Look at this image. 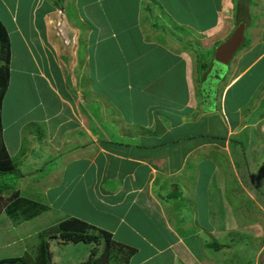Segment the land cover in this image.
Listing matches in <instances>:
<instances>
[{
	"label": "crops",
	"instance_id": "1",
	"mask_svg": "<svg viewBox=\"0 0 264 264\" xmlns=\"http://www.w3.org/2000/svg\"><path fill=\"white\" fill-rule=\"evenodd\" d=\"M17 1H20L21 9L25 3L30 2L29 9L26 10L29 14L35 13L36 8L40 9V12L44 9L39 17L35 34L36 36L42 34L40 39L45 40L46 43L49 37L53 38V34L56 33H53L51 27L56 30L61 28L64 32L69 29L82 30L85 26L91 27L88 41L91 45L90 54L96 53L92 72L94 79L89 82L83 81L81 86L76 85L82 94L76 112L81 115L83 122H79L77 117L73 116L71 107L72 113L66 105L68 102L77 101L76 97L67 96L63 100L58 98L65 113L56 126L66 127V129L61 128L62 134L70 131L65 137L71 138V142L76 143L75 137H81L82 143L73 146L71 148L73 151L62 154L64 150L61 149L67 148L65 144L52 143L51 137L48 135L45 137L48 129L40 127L45 137L42 144L47 145L49 149L52 148V154H55L57 159L62 158L66 164L75 161L79 166L76 175L64 181L60 180L61 193L66 199L69 197L76 199L78 193L83 196V200L90 197L91 200L86 201L87 207L94 211L90 213L95 214V210L100 206L101 215L107 216L108 220L113 218L114 225L109 224V227H105L83 217L70 218L108 232L113 239L118 230L138 234V230L125 221L124 214L129 215V210L146 215L148 221L153 220L152 215H157L163 226L166 223V225L170 224L168 228L170 226L176 228L171 222V212L167 209L170 206L168 202L170 199H167L166 205L164 198L167 194V198L176 200L180 195L181 186L184 189L192 179L188 176L197 174L196 169L201 170L202 165L206 167L201 177L206 178L209 172L213 171L214 159L218 164L214 165L217 175L213 187L217 185L215 189L218 192L217 196L222 199L219 200L221 209L224 204L229 208L234 205L233 201L226 200V189H230V185H232L231 189L236 188L238 191L239 186H246V182L242 180V184L237 179L230 184L227 181L230 175L237 177L239 171L245 170L248 174L256 173L258 179L262 178L259 173L264 170V38H256L253 35L264 37V26L256 30L253 28H256L254 24L259 20L255 13L264 10V0L259 2L250 0L251 5L248 2L243 7H239L236 0H112L117 6L116 13H120L114 28L117 31L115 30L114 33L110 32L108 23L100 24L95 13L84 16L82 24L80 23L82 20L76 23L78 20L65 18L64 4L61 8L57 4L60 0H53L48 5L39 0L10 2L0 0L1 11H11L15 14ZM95 1L100 9L102 1ZM128 1H131L129 12L125 8V5L129 4ZM61 2L63 3L64 0ZM68 6L69 9L73 8L72 4ZM22 11L23 9L21 13ZM126 12L132 19L130 22L133 24L132 28L124 26ZM58 13L62 15L61 25L58 28L48 25L50 23L48 18L51 15L56 17ZM18 17L15 20L11 17V27L12 30L18 31L20 40L25 41V36L19 30ZM36 22L31 20V24ZM0 23L6 29L11 42L4 21L0 20ZM240 25L244 26L241 47L245 42L246 34L251 39L250 44L242 50L240 47L239 53H236L237 60L232 68L234 76L224 85L221 84L222 80L209 88L208 77L213 74L210 69L212 52L219 44L229 39ZM132 29L133 31H130ZM80 42L81 40L78 39L76 42L78 46ZM53 51L57 56V51L55 49ZM197 51L201 54L202 66L207 67V63H210L208 70L204 68L199 72ZM57 58L59 60L58 56ZM78 60L79 47L74 62L77 68L80 65H77ZM41 66L42 76L46 74L47 67L44 62ZM69 73L77 74L76 78L83 76L80 69L70 70L66 75L70 76ZM46 76V81L51 86L52 82L48 79L50 73L48 72ZM160 88H164V92L168 93L167 98L171 99L169 102L172 107L169 109H159L157 99L159 100L158 97L161 95ZM146 94L154 95L157 103L149 104ZM89 95L91 104L84 98ZM133 98L138 101H133ZM124 100H128L129 103ZM247 102L248 106L245 107ZM122 107L126 109L127 118L119 111ZM174 107L176 109H173ZM95 108L98 110L96 111ZM246 110L248 113H244ZM254 112L256 117L252 116ZM44 119L42 122L46 124L42 126L46 127L48 119ZM121 121L124 122L121 125L124 127L115 128L116 122ZM34 124L36 123L31 125ZM80 124L81 128L77 126ZM160 124H165L170 129H159ZM73 126L77 127L75 131H72ZM138 126H142V133L137 135L129 133L130 129ZM240 126H244L245 129L239 130ZM111 127L122 134H115L111 131ZM254 131L257 132L256 136L252 135ZM253 137V149L250 147L244 150ZM238 139L239 142L236 143ZM34 141L36 144L35 138ZM255 146H258V149H254ZM76 151L79 153H75ZM213 153L223 154L225 159L222 161L216 157L212 158ZM65 158L69 161H65ZM189 171L187 176L186 173ZM213 179L214 177L210 182ZM256 179L253 180L254 192H251L250 187L243 191L258 195L256 201L260 203L262 192L256 186ZM163 182L171 183V186L168 185L170 188L162 187ZM110 183L111 188H107ZM54 184L53 181L52 185ZM259 185L262 186V183ZM165 188L168 192L164 196ZM170 192L175 193V197ZM228 193L231 196L238 195ZM59 195L52 196L49 200L43 198L41 202L52 204ZM120 212L123 214H119ZM133 220L136 223L140 222L139 216L134 217ZM197 227L203 231L207 229L206 224L200 223ZM167 232L171 234L170 231ZM199 233L195 232V235L198 237ZM182 238L184 240L185 237ZM187 242L193 244L192 241L187 240ZM177 243L181 248L184 246L182 240ZM123 245L128 246L126 243ZM148 246L150 247L151 244L148 243ZM212 246L210 243L206 245L207 248ZM202 249L204 251L203 247ZM134 250L137 253V250ZM152 255H155L154 250Z\"/></svg>",
	"mask_w": 264,
	"mask_h": 264
},
{
	"label": "rangeland",
	"instance_id": "2",
	"mask_svg": "<svg viewBox=\"0 0 264 264\" xmlns=\"http://www.w3.org/2000/svg\"><path fill=\"white\" fill-rule=\"evenodd\" d=\"M10 1L11 0H8V2ZM39 1H42L44 4L47 3L48 5L53 0ZM61 1L62 0L57 2V4L60 8L61 5L64 4L66 8L65 18L69 17L75 19V21L78 20L76 23L82 20L80 22L82 24L84 22V16L95 13L100 24L108 23L110 25L109 28H111L110 32H115L116 29L114 28L116 27L120 13H116L117 6L112 0H110L111 2L101 0L102 7L100 9V6L96 5L97 1L95 0H64L63 3ZM255 1L259 2L261 0ZM130 2L131 1H128L129 4L125 5L126 11L128 12L130 9ZM235 2L239 7H243L246 3L250 2V0H236ZM69 4H72V9H69ZM249 5H251V2ZM29 6L30 2L27 4L25 3L21 13V3L17 1L15 14L11 11L2 12L0 9V20L4 21L5 27H7L10 33L12 50L10 82L4 97L1 114L4 128L3 136L9 155L12 157L15 164H17V168L22 174L21 178L18 179L14 178V176L6 177L3 183L11 185L10 187L13 188V191L18 192L20 197L29 199L38 204H43L41 202L43 198L49 200L52 196L60 195L52 204L44 203L43 206H45L46 210L42 212L40 216L30 221L13 222V220L7 218L4 214L0 216V261L17 259L24 253L34 256L39 242L38 234L56 226L66 218L83 217L105 227H109V224L114 225L113 218L108 220L109 218L107 216L101 215L100 206H98V210L94 209L96 212L95 214L90 213L94 212L87 207L86 201L89 199L91 200L90 197L83 200V196H80V193H78L76 199L71 197L65 198L64 194H62L59 189L60 180L64 181L66 178L76 175L79 166L75 161L67 162L68 164H66L62 158L61 160H59L60 158L57 159V156L52 154V148L49 149L47 145L42 144V141L48 135L51 137L52 143H59L60 145L62 143L65 144L64 146L67 148L61 149L64 150L62 153L64 154L65 152L73 151V149H71L73 146L82 143L81 137H75L77 140L76 143L71 142V138L65 137L67 135L66 133H70V131L62 134L61 128L63 127L58 128V126H56L63 119L65 113L63 106L58 102V98L63 100L67 98V96L76 97L75 100L77 101L68 102L69 104L67 103L66 105L69 110L71 107L74 113L73 116H76L77 120L82 123L81 115L76 112L78 109L77 103L81 102L79 98L82 94L76 85L81 86L83 81L89 82L94 79L92 72L96 53L90 54L91 45L88 41L91 27L87 26V28L85 26L82 30L69 29L67 32L62 31L61 28L56 30L51 27L53 33H56H52L53 38L49 37V43H46L45 40L40 39L42 34L39 36L35 34V31L37 32L36 26H38L39 17L44 9L40 12V9L36 8L35 13L29 14L26 11L29 9ZM255 15L258 16L259 20L254 24L256 28L254 29L252 27L253 30L264 26V10L255 13ZM11 17L14 20L18 17L20 25L19 30H21L25 38L21 33L20 35L25 41L20 40L17 30H12ZM48 19L50 20L48 25L58 28V26L61 25L62 15L58 13L56 17L51 15ZM251 19L254 21L253 17H251ZM31 20L37 22L31 24ZM131 21V17L126 12L124 26L132 28L133 24L130 23ZM130 31H133V29ZM38 32L41 33L40 30H38ZM253 36H256V38H264L257 35ZM244 37L245 42L240 50L250 44L251 39L247 34ZM78 39L81 40L79 46L76 43ZM39 40H41V42H38ZM78 47L79 60L77 65H80L77 68L74 62ZM52 48L57 51L59 60ZM97 54L99 55L100 53ZM237 54L234 56L235 59L233 58V60L229 62L228 71L224 74H221L219 71L223 68L219 66L216 67L212 58L211 68L213 74H210L207 81V85L210 84L208 86L209 88L214 87L222 80L221 84L224 85L234 76L232 68L235 66ZM83 57L85 59H83ZM43 62L47 67L45 71L46 74L48 75V72L50 73L51 77L48 79L52 82L51 86L53 85L54 87L48 85V81L43 79L47 77L46 74L40 75L41 64ZM198 62L200 65L203 64L202 60ZM207 67L210 68L209 62L207 63ZM207 67L205 66V69H207ZM79 69L82 70L83 76L80 75V77L76 78L77 74L72 75L69 73L70 76L66 75V72L70 70L79 71ZM220 76L222 77L220 78ZM163 89L160 88L161 95L158 97L159 100L157 99V101L158 105H160L159 109L165 110L171 108L172 104L169 102L171 99L167 98L168 93L164 92L165 89ZM145 96L149 104L156 102L154 95L151 96L146 94ZM84 98L91 104V101L88 99L90 95ZM132 100L138 101V99L136 100L135 98ZM125 101L126 100H124V102ZM126 102L129 103L128 100ZM247 106L248 102L245 107ZM173 109L176 108L174 107ZM95 110L97 111L98 109L95 108ZM119 111L124 117H128L125 107H122V110ZM244 113H248V110ZM252 116L256 117V112H254ZM44 118L48 119L46 127L42 126L46 124L42 122ZM161 121H163V119ZM32 123L36 124L31 125ZM122 123L124 122H116L115 128L122 129L124 127L121 126ZM40 126L48 129L46 131L47 134L35 144L34 136H39V133H42ZM77 126L80 127L81 124ZM85 126L88 128L87 124H85ZM56 128L58 129L55 130ZM64 128L66 129L65 126ZM72 128V131H75L77 127L73 126ZM115 128L111 127V131L117 135H121L122 133L117 132ZM134 128L130 129L129 133H135L136 135L142 133L141 126ZM241 128L245 129L244 126H240L239 130ZM159 129L164 130L170 128L165 124H160ZM256 134V131H254V134L252 133L254 136H256ZM67 141H69V143H67ZM237 142H239V139L236 140V143ZM66 143L69 146H67ZM253 144L254 137L250 140L249 146H246L244 150L250 147L252 148ZM52 147L55 148L54 146ZM174 149L175 148H173V150ZM180 149L184 148L180 147ZM254 149H258V146H255ZM75 153L79 152L76 151ZM215 157L222 161L225 159L223 154L219 155L218 153H213L212 158ZM65 161H69V159L65 158ZM251 162H253L252 159ZM213 163V171L209 172L206 178L201 177V173L206 167L203 165L200 167L201 170L199 168L196 169L197 174H190L188 176L191 170L187 172L186 175L192 179L188 182L189 184L185 185L187 187L184 189L181 186L180 195L176 200L174 198H167V188L163 190V195L165 196L166 194L164 198L165 203L167 199H170V201H168L170 206L167 209L171 212V222L176 225V228L172 226L168 228L167 226L170 224L166 225V223L165 226H163V222L157 215H152L151 218L153 220L148 221L146 215L143 216L138 212L134 213L132 210H129V215L127 213L124 214L125 221L133 225L138 230V234L136 235L130 232L125 233L118 230L114 239L117 242L126 243L129 247L137 250V253L130 259V264H264V192L261 194V202L258 203V201H256V196L258 195L253 193L247 194L243 191V189L247 190L248 187H250V189L253 187L254 178H257V184L262 183L260 189L264 191V170L259 173L262 176L260 179H258L256 173L251 172V174H248L245 170L239 171V173L236 174L237 177L233 175H230V177L227 176L229 177L227 181L230 184L237 179L242 184L243 181L244 183L246 182V186H239L240 189L238 191L236 188L231 189L232 185H230V189H226V200L227 202H229V200L233 201L234 205H231L229 208L227 204H224L221 209V201L219 200L222 199L217 196L218 192L215 189L217 185L213 187L215 176L217 175L214 170V165L218 164L215 163V159ZM252 165L251 163L250 166L252 167ZM40 169L42 172H37ZM56 170H58V172H56ZM212 177H214V179L210 182ZM1 181L0 184H2ZM53 181L55 183L54 185H52ZM51 185L52 187L49 188ZM168 185L171 186V183H162V187H167ZM111 186L110 183L107 185V188H111ZM169 186L168 188H170ZM251 190V192H254L255 188ZM78 192H80L79 189ZM228 192L238 195L231 196ZM170 193L175 197V193ZM192 194L193 196L191 197ZM5 195L7 199H9L12 192L8 191ZM39 208L40 207H38V209ZM119 214H123V212ZM137 216H139L140 220L138 223L133 220V218ZM197 222L202 225L206 224L207 229L203 231L201 228L197 227L199 226ZM167 230L170 231L171 234H169ZM201 231L203 232L199 233ZM195 232L199 233L198 237L195 235ZM182 237H185L184 240L186 241H184ZM181 240L184 245L182 248L181 245L177 243ZM187 240L192 241L193 244L190 245ZM148 243L151 244L150 247ZM209 243L210 245L216 243L220 245L221 249L216 250L213 247L207 248L206 245ZM201 244L204 246H201ZM91 248L92 247L83 244L75 245L69 243L64 245L58 238L51 239L49 240L50 263L82 264L89 256ZM153 250L155 251V255H152Z\"/></svg>",
	"mask_w": 264,
	"mask_h": 264
},
{
	"label": "trees",
	"instance_id": "3",
	"mask_svg": "<svg viewBox=\"0 0 264 264\" xmlns=\"http://www.w3.org/2000/svg\"><path fill=\"white\" fill-rule=\"evenodd\" d=\"M2 26L0 23V181L2 180V184H0V216L4 214L7 218L13 220V222H24L40 216L46 209L43 204L20 197L18 192L13 191V188L10 187L11 185L3 183L6 177L14 176V178L18 179L21 178L22 174L17 168V164H15L9 155L3 136L4 128L1 114L4 97L10 82L12 50L8 33ZM197 55L199 60H202L199 51H197ZM198 66L199 72L205 68V65L202 66L199 62ZM43 79L46 80V78ZM43 137V131L39 133V136H34L38 142ZM37 172L42 171L40 169ZM256 186L261 190V185L256 184ZM8 191L12 192L9 199L5 195ZM261 192L263 193L264 191L261 190ZM38 207L40 208L38 209ZM56 238L60 239L64 244H83L92 247L89 251V256L83 264H130L129 260L136 254L133 248L116 242L108 232L78 219L66 218L56 226L38 234L39 242L34 256L24 253L17 259L0 261V264H51L49 240ZM212 247L216 250L221 249L217 244H214Z\"/></svg>",
	"mask_w": 264,
	"mask_h": 264
},
{
	"label": "water",
	"instance_id": "4",
	"mask_svg": "<svg viewBox=\"0 0 264 264\" xmlns=\"http://www.w3.org/2000/svg\"><path fill=\"white\" fill-rule=\"evenodd\" d=\"M243 27V25L237 27L231 37L226 42L221 44L216 50L213 62L216 67L219 66L220 68H223L219 70L221 74L228 71L227 68L229 62L242 45L244 32Z\"/></svg>",
	"mask_w": 264,
	"mask_h": 264
},
{
	"label": "clouds",
	"instance_id": "5",
	"mask_svg": "<svg viewBox=\"0 0 264 264\" xmlns=\"http://www.w3.org/2000/svg\"><path fill=\"white\" fill-rule=\"evenodd\" d=\"M236 28H237V27H236ZM230 37H231V36H230ZM227 40H228V39H227ZM227 40H226V41H227ZM226 41H225V42H226ZM223 43H224V42H223ZM223 43H221V44H223ZM221 44H219V45L216 47V49L212 52V58H213V59H214V56H215V53H216L217 48H218ZM240 47H241V46H240ZM240 47H239V48H240ZM238 50H239V49H238ZM237 52H238V51H237ZM237 52H236V53H237ZM236 53H235V54H236ZM234 56H235V55H234ZM234 56H233V57H234ZM233 57H232L231 61L233 60ZM211 60H212V59H211ZM211 64H212V62H211ZM210 69H212V68H210Z\"/></svg>",
	"mask_w": 264,
	"mask_h": 264
},
{
	"label": "bare ground",
	"instance_id": "6",
	"mask_svg": "<svg viewBox=\"0 0 264 264\" xmlns=\"http://www.w3.org/2000/svg\"><path fill=\"white\" fill-rule=\"evenodd\" d=\"M142 127V126H141Z\"/></svg>",
	"mask_w": 264,
	"mask_h": 264
}]
</instances>
